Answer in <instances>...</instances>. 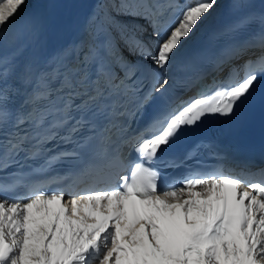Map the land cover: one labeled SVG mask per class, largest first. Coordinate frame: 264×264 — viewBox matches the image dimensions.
<instances>
[{
    "label": "snow or ice",
    "instance_id": "obj_1",
    "mask_svg": "<svg viewBox=\"0 0 264 264\" xmlns=\"http://www.w3.org/2000/svg\"><path fill=\"white\" fill-rule=\"evenodd\" d=\"M26 3L0 0V264H264V165L240 160L239 174L193 172L165 188L150 166L185 128L206 116L230 121L255 105L264 0H229L231 18L199 59H181L180 49L218 0H106L108 10L89 18L87 39L39 71L20 62L13 30ZM173 85L192 94L156 103ZM258 102L264 107V95ZM153 105L132 130L129 121ZM57 140L73 150L48 147ZM68 159L72 170L51 179L68 182V198L30 179Z\"/></svg>",
    "mask_w": 264,
    "mask_h": 264
},
{
    "label": "bare ground",
    "instance_id": "obj_2",
    "mask_svg": "<svg viewBox=\"0 0 264 264\" xmlns=\"http://www.w3.org/2000/svg\"><path fill=\"white\" fill-rule=\"evenodd\" d=\"M51 1L50 4H48V9H47V13H48L47 18L49 19V24H48L49 32L47 34L39 36L33 48V50L38 52H51L52 50H54L60 44V41L64 39V37L69 36L71 32V28L75 26V24L72 23L70 16V8L68 6L69 0H51ZM38 2L39 0H27V3L24 6L23 11L20 13V16L17 18V21L13 25L14 31H19L20 29H22L23 23L25 21H31ZM228 3L229 0H218V6L213 12L212 16L197 28L196 32L190 39L184 42L182 48L180 49L179 54H181L189 46L195 44L196 42H198L203 38L207 30L211 26H213L216 23V21L219 19V17L222 14V9ZM107 10H108V6L106 0H97L94 16H102ZM137 22L139 24L144 25L145 28H148L147 24L143 20H139ZM34 27L35 24L32 26V30ZM123 50L127 51L124 48ZM134 57L138 59V57L136 56ZM251 111H252L251 107L245 106L240 112H242L241 114L246 115ZM240 112H238V114Z\"/></svg>",
    "mask_w": 264,
    "mask_h": 264
}]
</instances>
